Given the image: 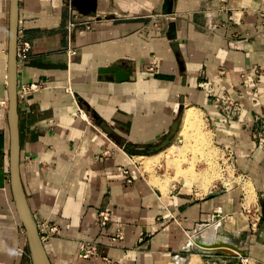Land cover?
I'll use <instances>...</instances> for the list:
<instances>
[{
	"label": "crops",
	"instance_id": "crops-1",
	"mask_svg": "<svg viewBox=\"0 0 264 264\" xmlns=\"http://www.w3.org/2000/svg\"><path fill=\"white\" fill-rule=\"evenodd\" d=\"M9 20L10 0H0V264H32L11 189ZM19 32L32 49L18 86L43 83L19 101L21 178L38 225L58 228L44 243L52 264L207 262L197 243L212 227L211 243L240 251L209 261L264 264V147L253 138L264 82L258 103L242 89L246 74L264 69V0H20ZM205 80L243 106L239 119L217 107ZM189 107L206 121L200 140L234 149L248 175L263 210L256 235L242 211L246 183L228 191L216 179L205 189L210 162L203 183L190 184L195 171L170 181L167 158L156 156L185 146ZM142 157H153L149 170ZM193 234L196 253L187 249Z\"/></svg>",
	"mask_w": 264,
	"mask_h": 264
},
{
	"label": "built area",
	"instance_id": "built-area-1",
	"mask_svg": "<svg viewBox=\"0 0 264 264\" xmlns=\"http://www.w3.org/2000/svg\"><path fill=\"white\" fill-rule=\"evenodd\" d=\"M86 28L91 27L90 23H86ZM32 46L30 42L25 40V34L19 32L18 37V47H17V57L18 60H26L30 57ZM264 70V69H263ZM262 68L255 67L254 71L257 74H261L262 77L255 78L252 77L250 73L246 74L243 78L242 89L250 92L253 96V101L258 103L259 98L262 97V83L264 82V73ZM201 87L204 88L210 95L215 98L216 105L221 109L229 119H239L243 113V106L236 101L232 95L224 90L217 91L214 85L210 80H205L201 83ZM43 88V83H20L18 86V100L26 101L28 98L38 92ZM264 105V104H263ZM83 115V113H81ZM253 129V138L258 142V144L264 147V113L258 112L254 121ZM222 177L218 179L219 184L223 186L226 190L230 191L233 189L242 188L243 184L247 182L249 178L246 173L240 171L238 165L236 164L235 151L231 148H225L223 155L220 159ZM126 174H129V169L125 170ZM128 182H132L131 179H128ZM243 189V188H242ZM242 211L246 216L249 232L252 236L256 235L259 231L260 224L263 218L262 206L259 203L258 199L249 201V192L243 190L242 198ZM102 223L107 224L110 221V211H105L101 213ZM39 226V225H38ZM41 239L43 243L50 241L51 237L54 236L58 230L57 227H48L46 223H43L39 226ZM123 233L118 232L117 237L122 238ZM91 243H83L81 245L82 257L88 258L92 254H95L92 250L88 249ZM237 262H229L225 264H249V259L246 257H239Z\"/></svg>",
	"mask_w": 264,
	"mask_h": 264
},
{
	"label": "water",
	"instance_id": "water-1",
	"mask_svg": "<svg viewBox=\"0 0 264 264\" xmlns=\"http://www.w3.org/2000/svg\"><path fill=\"white\" fill-rule=\"evenodd\" d=\"M19 11L20 0H10V20H9V47H8V95H9V127H10V173L11 189L20 219L22 220L27 235L29 254L32 264H52L47 254L45 245L41 239V234L37 220L30 208L24 185L21 178V153L19 136V100H18V65L17 57L18 37H19ZM107 71L117 72L118 67H111ZM129 75L123 78H128ZM226 246V244L224 245ZM226 247L235 248L233 245ZM210 260L216 255L226 259L234 256L235 253L224 249H214L202 251Z\"/></svg>",
	"mask_w": 264,
	"mask_h": 264
},
{
	"label": "rangeland",
	"instance_id": "rangeland-1",
	"mask_svg": "<svg viewBox=\"0 0 264 264\" xmlns=\"http://www.w3.org/2000/svg\"><path fill=\"white\" fill-rule=\"evenodd\" d=\"M8 43H9V40L7 41V44ZM7 46L9 47V45H7ZM7 53L8 52H6V54ZM205 124H206V121L203 118L202 125L200 124L198 126L203 127ZM197 128H196V126H192V127L187 128L186 129L187 132L184 135V140L186 142L185 146L184 147L176 146L174 148L173 152L167 158V162H166L167 163V170H168L167 174H168L169 180L171 178V175L175 174L174 175V181H178L181 179L183 174H185L184 172L190 171L189 173H192V172L196 171V174H194L196 176V179L193 181L194 183L191 182L190 184L194 185V184L203 183L206 179V176H207V173H205V172L206 171L208 172V170L205 171L204 169L209 166L208 162H210L212 169H209V170H213L214 176L211 179V181L208 180L206 182L205 189H208L210 183L213 180H216V179H219L222 177V171H221L222 168L220 165V159L223 155V152H220L219 149H213V148L205 145L206 143H203L204 141L200 140V133H198L199 131L197 130ZM162 158H164V157H162ZM159 161H160V159H159ZM200 162L201 163L206 162V163L200 164ZM182 179H183V177H182ZM247 185H249V182L248 183L246 182V187H247ZM247 189L249 190V201H253L254 199H256V193H255L254 189L253 188L250 189L248 187H247ZM194 236H195V234L190 236V243L187 244V247H188L187 249L191 253H196L195 251L197 249V248H194L192 246L193 242H194ZM197 246L204 247L203 241L198 240ZM197 264H220V263H217L215 261H209V260L206 262V260H205V262L198 261Z\"/></svg>",
	"mask_w": 264,
	"mask_h": 264
},
{
	"label": "bare ground",
	"instance_id": "bare-ground-1",
	"mask_svg": "<svg viewBox=\"0 0 264 264\" xmlns=\"http://www.w3.org/2000/svg\"><path fill=\"white\" fill-rule=\"evenodd\" d=\"M202 120H203L202 116L200 114H198V112L195 110V108L189 107L187 112L185 113V116H184L183 131H186L187 128L192 127V126H198L200 124L202 125ZM175 147L176 146H171L168 149H166L164 152H162L161 154L156 155V156H158V157L164 156L165 158H168L170 156V154L173 152ZM156 156H153V157H156ZM153 157H142V158H138V159L143 160L145 162V166H146L147 170H149V166L152 164V163L150 164V161H152ZM195 174H196V171H195ZM189 181L191 182V180H189ZM214 231H216V228L214 229V227H212V229L205 230L204 232H202L203 237H204L203 238L204 239L203 240L204 248L207 249V251L214 250L215 248H219L220 246L225 248V251H228L231 253H235L237 251L235 248L226 247L227 245L224 246L225 244H223V243H219V242L211 243L212 242L211 240L214 237ZM194 237L198 238L196 236H194ZM195 243L196 242H194L193 244H195Z\"/></svg>",
	"mask_w": 264,
	"mask_h": 264
}]
</instances>
